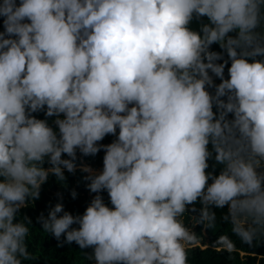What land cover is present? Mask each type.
I'll list each match as a JSON object with an SVG mask.
<instances>
[{"label":"clouds","instance_id":"9594fccd","mask_svg":"<svg viewBox=\"0 0 264 264\" xmlns=\"http://www.w3.org/2000/svg\"><path fill=\"white\" fill-rule=\"evenodd\" d=\"M0 21V264H35L21 210L101 151L84 211L37 217L84 264H191L197 225H227L230 257L264 243V0H0Z\"/></svg>","mask_w":264,"mask_h":264},{"label":"trees","instance_id":"16d2710c","mask_svg":"<svg viewBox=\"0 0 264 264\" xmlns=\"http://www.w3.org/2000/svg\"><path fill=\"white\" fill-rule=\"evenodd\" d=\"M0 30H2V21H0ZM216 47V46H214ZM113 137H105L102 143H109ZM79 156V153H78ZM103 151L95 157H80L76 161V171H65V182L61 183L54 176L50 177L48 182L42 186L40 198L35 201L34 206H29L21 210L32 218L33 226L30 235V241L35 252L39 256L35 264H84V258L78 246L64 244L58 246V241L40 228L37 217L43 211L47 212L50 205H54L62 196L65 210L75 213H82L92 198V195L85 187L83 176L86 173L81 171L83 165H89L97 170L102 167ZM75 189L78 193L75 199L71 192ZM107 201V194L104 193ZM218 215L220 210H217ZM198 214V212H197ZM194 231L200 235L195 241L192 250L189 253L191 264H264V243L258 247L248 249L247 246H240L237 242L236 251L230 257L226 252L214 251L211 242L217 239L219 235L227 233V225L221 223L213 231L205 228L203 225H197Z\"/></svg>","mask_w":264,"mask_h":264},{"label":"rangeland","instance_id":"374dc122","mask_svg":"<svg viewBox=\"0 0 264 264\" xmlns=\"http://www.w3.org/2000/svg\"><path fill=\"white\" fill-rule=\"evenodd\" d=\"M84 166V165H83Z\"/></svg>","mask_w":264,"mask_h":264}]
</instances>
